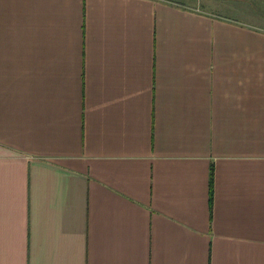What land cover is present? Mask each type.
Instances as JSON below:
<instances>
[{
  "label": "crops",
  "instance_id": "0c3cea01",
  "mask_svg": "<svg viewBox=\"0 0 264 264\" xmlns=\"http://www.w3.org/2000/svg\"><path fill=\"white\" fill-rule=\"evenodd\" d=\"M167 1L0 0V264H264V15Z\"/></svg>",
  "mask_w": 264,
  "mask_h": 264
},
{
  "label": "rangeland",
  "instance_id": "374dc122",
  "mask_svg": "<svg viewBox=\"0 0 264 264\" xmlns=\"http://www.w3.org/2000/svg\"><path fill=\"white\" fill-rule=\"evenodd\" d=\"M184 2H191L190 0H183ZM182 0H168V3L171 4H175V5H179V2H183ZM232 2H234L235 4H238L242 7H244L245 11L251 13L252 15H264V0H241V1H236V0H227L224 1L223 3L225 4H231ZM256 17H254V20H258L260 21V23H264L262 19H255Z\"/></svg>",
  "mask_w": 264,
  "mask_h": 264
}]
</instances>
